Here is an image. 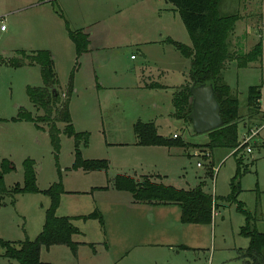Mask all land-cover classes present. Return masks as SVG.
Returning <instances> with one entry per match:
<instances>
[{
	"label": "rangeland",
	"instance_id": "374dc122",
	"mask_svg": "<svg viewBox=\"0 0 264 264\" xmlns=\"http://www.w3.org/2000/svg\"><path fill=\"white\" fill-rule=\"evenodd\" d=\"M242 1L247 16L237 32L247 31L243 43L251 47L264 35V0ZM35 2L40 5H33ZM58 6L73 29L91 34L93 50L78 60L65 20L55 13ZM0 15L7 18L0 21V164L5 158L14 164L15 169L6 175L9 190L17 183L23 184L26 158L35 161L40 189H47L59 180L57 152L48 125L41 122L44 128H40L31 121L13 120L23 109L34 116L44 114L27 93L28 86L44 84L41 66L15 67L7 63L10 58L20 56L18 50L28 53L50 50L61 92L67 89L79 62L70 109L76 130L90 133L89 145L81 147L83 157L108 159L110 163L108 170L71 169L75 141L64 132L65 124L59 123L62 129L59 167L65 188L70 192L63 196L58 215H88L98 208L105 219V227L95 218L73 221L82 231L74 235V240L85 243L80 250L82 264H242L237 252L249 246L250 238L241 233L246 217L237 203L218 200L212 222L195 227L177 222L181 214L178 206H175L177 210H150L132 204L131 192L115 189L114 179L119 173L155 177L162 174L161 181L165 184L194 188L200 177L206 175V191L213 196H227L237 171V158L241 156L247 170L242 169L239 200L258 216L256 228L264 232V66L232 65L226 73L227 82L238 92L241 101L240 143L252 130H259L244 144L251 146L252 152L244 148L242 153L234 155L235 150L230 148L211 150L206 146L207 133H197L190 122L170 116L174 111L173 89L128 88L135 84L133 78L142 73V66L165 71L162 78L172 86L191 82L189 59L167 42L170 38L191 45L180 12L171 2L0 0ZM2 22L7 26L5 31L1 30ZM234 39L236 36L233 42ZM144 79L149 83L155 81L150 76ZM101 84L116 88H107L99 95L97 89ZM252 85H259L262 90V112L253 116L247 107L248 88ZM137 120L154 121L161 135L173 138L178 134L186 146L138 150L132 144L137 139L133 126ZM50 203V197L43 192L5 195L0 200V237L11 241L35 239L43 228ZM165 211L169 212L166 218L172 223L171 228L167 225L163 228V221L154 216ZM149 242L160 243L155 246ZM170 243H186L196 248L177 251L179 248L170 247ZM94 248L99 251L96 257L92 254ZM71 251L66 245L43 248L42 259L51 264H76ZM4 252L0 245V264H20Z\"/></svg>",
	"mask_w": 264,
	"mask_h": 264
},
{
	"label": "trees",
	"instance_id": "16d2710c",
	"mask_svg": "<svg viewBox=\"0 0 264 264\" xmlns=\"http://www.w3.org/2000/svg\"><path fill=\"white\" fill-rule=\"evenodd\" d=\"M180 12L191 39V45L174 39H167L180 53L190 61L191 82L176 88L172 103L174 111L172 116L185 122H190L189 115L193 110L190 86L193 82L197 85L212 84L215 89L217 100L221 106V116L224 126L207 133L209 141L208 148L225 147L235 150L234 155L242 153L245 145L239 141V122L242 118L240 113L241 101L238 92L227 82L225 71L232 62H236L238 68L247 67L253 62H262L264 59V46L260 40L248 52H238L235 49L233 37L236 32L237 23L242 15L239 11L240 0H168ZM55 8V7H54ZM56 13L65 20L70 39L76 49L77 60L89 51L90 35L83 29H73L66 19L61 8H55ZM20 56L10 58L7 63L21 67L25 65L39 64L43 85L38 87L28 86L27 93L30 100L37 108L44 111L43 115L34 116L26 109L20 111L13 120H26L34 122L38 127L40 123L48 125V133L51 143L55 149L59 180L49 188L41 190L37 185V174L35 161L26 158L23 161L24 182L17 183L10 191L6 183V175L11 173L15 167L10 159H3L0 164V200L7 194L37 193L47 194L51 203L46 210V219L41 232L31 240L11 241L0 237V245L4 247V255L17 259L20 264H45L41 259L42 248L49 249L54 245H66L74 254H77L80 243L74 240V235L81 233L74 225L75 219H99L105 227V219L102 212L97 208L92 213L75 216H60L58 210L62 204L63 196L68 192L62 180V170L59 167V155L61 149L62 129L59 123H64V132L73 137L75 141V161L71 167L73 170H108L110 163L108 159H85L81 147L89 145L90 133L88 131H77L71 114L70 104L74 93V76L78 69L77 61L71 73L67 89H58L59 80L55 72V63L50 50H39L28 53L26 50L17 51ZM149 87H162V85L151 84ZM262 90L259 85L248 88L247 107L251 115H259L261 107ZM134 132L137 136V144L142 146H186V142L178 137L167 138L161 135L158 127L153 121L144 122L138 120L134 124ZM244 166L243 157L237 158V171L231 180V193L227 196H213L201 183L194 188H178L160 181H153L144 176L140 181L127 174H118L114 179V187L118 190L129 191L134 199L141 203L151 204H177L181 209V221L183 223L208 224L213 220L214 211L218 200L229 203H237L239 211L246 217V223L241 227V233L250 238L246 249H239V258L242 264H264V232L256 228L258 216L247 210L239 195L242 191L240 178ZM245 170L247 168L245 167ZM103 188V187H101ZM15 200H13L14 202ZM107 246V243H105ZM184 248H187L184 246Z\"/></svg>",
	"mask_w": 264,
	"mask_h": 264
},
{
	"label": "crops",
	"instance_id": "0c3cea01",
	"mask_svg": "<svg viewBox=\"0 0 264 264\" xmlns=\"http://www.w3.org/2000/svg\"><path fill=\"white\" fill-rule=\"evenodd\" d=\"M167 2H169L168 0H167ZM243 2H245V1H240V3H239V11H240V13H241V15H242V18H241V20H239V22L237 23V27H236V32H235V35L234 36H236V39H234V47H235V49L238 51V52H248V51H250L253 47H254V45H256L257 43H254L251 47H246V45L243 43V40L247 37V35H246V33H247V31H243V32H241V33H239V32H237V30L239 29V27H240V23L243 21V20H245L246 19V16H247V13H246V10H245V8H246V6L245 5H243ZM38 4L40 5V3H37V2H35V4H33V5H35V6H38ZM56 13V12H55ZM57 14V13H56ZM7 18H6V16L4 15V16H1L0 15V21L1 20H6ZM239 25V26H238ZM86 33H88L89 35H90V46H89V51L88 52H86L85 54H83V55H86V54H89V52H91L92 50H93V48H92V38H91V34L89 33V32H86ZM82 55V56H83ZM81 56V57H82ZM132 58H133V55H132ZM134 59V58H133ZM257 63H259L262 67H263V61L262 62H253V63H250L247 67H244V68H251L252 66H254L255 65V67H257L258 68V65H257ZM232 65H236L237 66V64H236V62H232V63H230L229 64V66H228V69L225 71V77H226V80H227V75H226V73H227V71L231 68V66ZM238 67V66H237ZM164 73H165V71H162V70H151V69H149L148 67H144V66H142V73L140 74V75H136V76H134V81H135V84H133V85H131V86H129L128 88H137V89H140V88H144V90H151V89H161V90H170V89H173V91H172V99H173V95H174V93H175V90H176V88H179V87H181V86H183V84L185 83H183L182 85H180V86H172V85H169V84H166V82L164 81V79L162 78L163 77V75H164ZM190 75V74H189ZM148 76H150V77H152V78H154L153 80H155V81H153L152 83H149L150 81H146L144 78L145 77H148ZM147 79V78H146ZM154 82H155V84L156 85H162V87H154V88H151V87H149L151 84H154ZM166 86V87H165ZM110 89V88H116V87H107V86H105V85H103V84H101L100 85V88L99 89H97V94H102L106 89ZM119 88H122V87H120L119 86ZM127 88V87H126ZM62 91H64V90H62ZM76 92H79V88H77L76 89ZM172 99H171V102H172ZM72 102H73V100H72V98H71V104H70V108H71V105H72ZM172 106H173V103H172ZM261 107H262V103H261ZM172 113H173V111H171L169 114H170V116H172ZM173 117V116H172ZM138 121V120H137ZM136 121V122H137ZM135 122V123H136ZM154 122V121H153ZM74 123V122H73ZM134 123V124H135ZM41 125V124H40ZM157 125V124H156ZM42 126V125H41ZM134 126V125H133ZM43 128H44V126H42ZM84 131V130H83ZM104 131V130H103ZM105 132V131H104ZM125 143L126 144H128V142H117V144H122V145H125ZM208 143V142H207ZM132 144L135 146V147H137V148H139L138 150H140V151H143L144 150V148H154V147H159V146H142V145H138L137 144V139L134 141V142H132ZM162 147V146H161ZM168 154L169 155H171V156H174V153H171L170 151H168ZM178 153H175V155H177ZM70 168V167H69ZM79 170H83V169H78V170H76V171H79ZM119 174H127V175H131V174H128V173H119ZM146 175H148V177L151 179V180H153V181H160V182H162L161 181V177H162V174H156L157 175V177H155V176H152V175H149V174H143V175H141V176H139V175H137V173H135V175H131V176H134V177H136V178H139L140 180L144 177V176H146ZM154 178H157V180L156 179H154ZM201 183H203V184H205V185H207V177H206V175L204 176V177H200V180H199V183L196 185V186H198L199 184H201ZM115 188V187H114ZM178 188H181V187H178ZM184 188V187H183ZM189 188H192V187H189ZM189 188H185V189H189ZM205 188H206V186H205ZM66 189V188H65ZM116 189V188H115ZM42 190V189H41ZM67 190V189H66ZM118 190V189H117ZM119 191H121V190H119ZM70 191H68L66 194H68ZM72 192H75V191H71V193ZM132 194V193H131ZM62 201H63V199H62ZM131 203L132 204H138V205H144V208H148V209H150V210H158V209H173V210H175L176 209V207L175 206H178L179 207V205H177V204H151V203H141V202H137L135 199H134V197H133V195H132V200H131ZM62 205V204H61ZM180 208V207H179ZM177 210V209H176ZM180 211H181V209H180ZM169 212H167V211H165V212H159V213H154V216H159V219L161 220V221H163V228H165V225H167L168 226V228H171V227H173V225H172V223L169 221V219H167L166 218V215H169L168 214ZM179 213V212H178ZM152 214V213H151ZM61 216H64V215H61ZM170 216V215H169ZM181 221V214L179 213L178 214V218H177V222H180ZM74 223V222H73ZM185 224H188V225H194L195 227H197V226H201V225H203V224H196V223H185ZM78 227V226H77ZM79 228V227H78ZM191 228H193V227H191ZM80 229V228H79ZM80 231H81V229H80ZM82 232V231H81ZM145 243H146V241L144 240V245H145ZM153 244V245H159L158 243H160V242H155V243H152V242H149L148 244ZM84 242H82V243H80V245H79V248H78V252H77V254H74V253H72V251H71V254H73V256H74V258L76 259V264H82V260H81V248L82 247H84ZM162 245V244H161ZM170 247H173L174 249H175V247L174 246H177L179 249H176L177 251H182V250H189V249H191V248H196V247H192V246H190L189 244H176V245H174V244H168ZM54 246H56V245H54ZM54 246H51V247H54ZM184 246H186L187 248H184ZM51 247L49 248V249H47V250H50L51 249ZM69 249H70V247H69ZM42 251H43V248H42ZM42 251H41V259H42ZM98 253H99V251H98V249H96V248H94V250L92 251V254H93V256L94 257H96L97 255H98ZM237 254H238V252H237ZM42 261L45 263V264H51V262L50 261H44L43 259H42ZM176 264V263H175Z\"/></svg>",
	"mask_w": 264,
	"mask_h": 264
},
{
	"label": "water",
	"instance_id": "95a60500",
	"mask_svg": "<svg viewBox=\"0 0 264 264\" xmlns=\"http://www.w3.org/2000/svg\"><path fill=\"white\" fill-rule=\"evenodd\" d=\"M192 93L193 110L189 115L192 126L197 133H208L224 126L221 116V106L217 100L212 84L197 85L193 82L190 86ZM140 179L137 178V181Z\"/></svg>",
	"mask_w": 264,
	"mask_h": 264
},
{
	"label": "built area",
	"instance_id": "2783aa9c",
	"mask_svg": "<svg viewBox=\"0 0 264 264\" xmlns=\"http://www.w3.org/2000/svg\"><path fill=\"white\" fill-rule=\"evenodd\" d=\"M2 25H1V30H3V31H5V30H7V26H6V24L5 23H1ZM262 42H263V46H264V35H263V37H262ZM133 58H134V56H133ZM264 60V59H263ZM264 66V65H263ZM259 133V130H252V133L250 134V135H246L245 137H244V142H243V144H241V145H244L245 143H249V141L255 136V135H257ZM174 137H178V134H174ZM245 149H247V152H252V148H251V146H249V145H246V147H245ZM198 165L199 166H202L203 164L202 163H198Z\"/></svg>",
	"mask_w": 264,
	"mask_h": 264
}]
</instances>
